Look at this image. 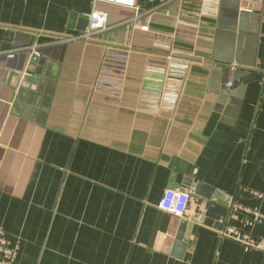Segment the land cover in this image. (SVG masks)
Masks as SVG:
<instances>
[{
  "label": "crops",
  "instance_id": "1",
  "mask_svg": "<svg viewBox=\"0 0 264 264\" xmlns=\"http://www.w3.org/2000/svg\"><path fill=\"white\" fill-rule=\"evenodd\" d=\"M138 4L148 31L126 4L0 0V229L12 264H264V251L223 235L264 239V0ZM95 9L110 29L71 39ZM29 49L46 56L41 73ZM194 183L212 196L191 194L186 216L213 222H196L179 253L184 216L159 204Z\"/></svg>",
  "mask_w": 264,
  "mask_h": 264
},
{
  "label": "built area",
  "instance_id": "2",
  "mask_svg": "<svg viewBox=\"0 0 264 264\" xmlns=\"http://www.w3.org/2000/svg\"><path fill=\"white\" fill-rule=\"evenodd\" d=\"M115 3L126 4L132 6L136 9V16L140 17L142 20L141 30L148 31L149 24L151 22V14H147L143 12L139 15L140 6L138 4V0H106ZM247 11H252V8H246ZM110 29L109 26V14L107 11H103L100 9H95L90 14V20L87 29L80 33L71 36V39L75 40H85L88 41L94 38L97 34L103 33L106 30ZM230 86H233L234 83H229ZM191 193L182 188H167L162 200L160 201L159 206L167 211L170 214L182 217L185 216L190 208L191 203ZM224 236H228L234 240L241 241L242 243L254 247L256 249H260L264 251V239H256L249 235H245L244 237L239 236V232L235 229H227V231H223ZM14 253L12 248L10 247L8 239L3 234L0 229V264H12Z\"/></svg>",
  "mask_w": 264,
  "mask_h": 264
},
{
  "label": "water",
  "instance_id": "3",
  "mask_svg": "<svg viewBox=\"0 0 264 264\" xmlns=\"http://www.w3.org/2000/svg\"><path fill=\"white\" fill-rule=\"evenodd\" d=\"M84 30V29H83ZM30 54V55H29ZM24 59L28 60L29 65L31 66H36V71L38 73H41V68L45 64L46 61V56L44 55L43 52H34L33 50L29 49L27 53L24 54ZM24 60V61H25ZM22 63V62H21ZM23 64H20L19 67L17 68L20 74H25V76H30L33 71L30 69H25L23 67ZM189 185V184H188ZM191 186V194L193 196H196L198 198H203L206 201L210 200L211 192L212 189L208 187L207 185L203 183H194L190 184ZM191 195V196H192ZM226 204V203H225ZM206 209L208 210H216L215 205L210 204L209 202L206 204ZM218 211V210H217ZM227 211L224 209L223 212L220 211L221 215H226ZM197 223H205V224H211L213 221L209 218L206 217L205 215H198L196 217V220H189L188 217L185 215L181 220L178 228V232L176 234V240H175V248L176 251L179 253H183L185 248L188 246L194 227Z\"/></svg>",
  "mask_w": 264,
  "mask_h": 264
},
{
  "label": "trees",
  "instance_id": "4",
  "mask_svg": "<svg viewBox=\"0 0 264 264\" xmlns=\"http://www.w3.org/2000/svg\"><path fill=\"white\" fill-rule=\"evenodd\" d=\"M13 263V262H12Z\"/></svg>",
  "mask_w": 264,
  "mask_h": 264
}]
</instances>
